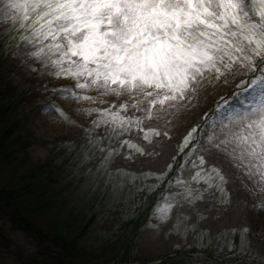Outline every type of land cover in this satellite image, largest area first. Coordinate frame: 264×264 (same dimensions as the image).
Here are the masks:
<instances>
[{
	"label": "rangeland",
	"instance_id": "374dc122",
	"mask_svg": "<svg viewBox=\"0 0 264 264\" xmlns=\"http://www.w3.org/2000/svg\"><path fill=\"white\" fill-rule=\"evenodd\" d=\"M10 15L0 0V264H264V208L255 207L264 194L221 153L210 157L208 141L264 103L259 88L245 87V76L206 82L183 107L144 121L161 132L149 145L138 128L102 122V110L121 104L130 105L121 116L143 118L131 106L139 97L101 96L56 77L46 58L29 54ZM58 89L93 99H59Z\"/></svg>",
	"mask_w": 264,
	"mask_h": 264
},
{
	"label": "snow or ice",
	"instance_id": "6c2138e0",
	"mask_svg": "<svg viewBox=\"0 0 264 264\" xmlns=\"http://www.w3.org/2000/svg\"><path fill=\"white\" fill-rule=\"evenodd\" d=\"M6 3L11 10L8 19L17 25L22 41L32 46L29 54L37 60L46 58L55 69L53 75L70 77L76 81L75 88L96 89L101 96L139 97L131 106L142 111L143 118L121 116L120 112L130 106L121 104L118 111L102 110L106 118L102 122L124 131L138 128L149 145L161 132L142 127L144 121L158 119L159 112L168 108L183 107L181 102L191 100L206 82L223 78L227 83L228 76H245L244 86L259 88L264 100V0ZM54 91L59 92V99H93L67 89ZM62 115L67 118L66 113ZM194 131L184 138L181 152L188 147ZM222 135L223 139L208 138L210 157L221 153L264 194V103L240 116L237 130ZM125 145L145 155L144 148L130 140L123 141ZM198 159L201 165L205 163L203 155ZM211 172L227 182L221 169L213 167ZM192 179L199 182L200 173ZM172 207L162 205L161 216ZM255 207L264 208V199Z\"/></svg>",
	"mask_w": 264,
	"mask_h": 264
},
{
	"label": "trees",
	"instance_id": "16d2710c",
	"mask_svg": "<svg viewBox=\"0 0 264 264\" xmlns=\"http://www.w3.org/2000/svg\"><path fill=\"white\" fill-rule=\"evenodd\" d=\"M8 26H9V24L7 25V27H6V29L8 28ZM8 32H9V29H8ZM3 45H4V42L2 41V42H0V65H1V61L3 60V53H2V48H3ZM8 80V78L5 80V81H7Z\"/></svg>",
	"mask_w": 264,
	"mask_h": 264
}]
</instances>
